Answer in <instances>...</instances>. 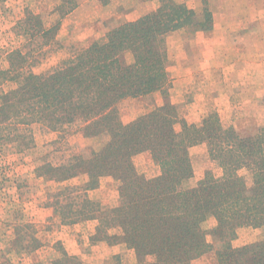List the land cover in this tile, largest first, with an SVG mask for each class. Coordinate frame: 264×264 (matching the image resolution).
<instances>
[{"label": "rangeland", "instance_id": "rangeland-1", "mask_svg": "<svg viewBox=\"0 0 264 264\" xmlns=\"http://www.w3.org/2000/svg\"><path fill=\"white\" fill-rule=\"evenodd\" d=\"M123 1L118 5V0H0V97L2 92L17 86L6 73L13 50L20 49L26 55V71L48 72L79 50L107 41L110 30L157 11L169 0ZM172 3L184 5L185 10L179 15L185 26L164 35L168 81L160 89L123 99L119 103L121 122L130 125L163 109L176 117L177 131L182 130L183 121L201 127L204 118L215 115L217 124L208 128L211 134L220 127L241 137L254 136L264 126V0ZM65 10L70 11L63 15ZM31 21L38 28H48V35L41 33L33 38L30 32L35 27L30 25L29 33L25 29ZM125 58L132 62L133 53L128 51ZM29 129L35 141L30 147L23 142V151L17 141L0 140V264L154 262L155 253L139 255L126 242L127 238H120L116 228L108 227L101 238L100 221L83 219V213L92 212L90 205L99 204L106 211L122 203L121 180L115 173L102 175L98 185L88 191L82 190L89 181L87 173L63 182L46 170L45 177L37 173V168L46 162L59 164L75 154L92 155L109 141V136L89 137L82 131L64 135L38 122ZM189 156L194 174L184 187L196 186L207 171L216 177L222 175V168L210 156L206 143L190 146ZM131 157L136 171L144 178L161 174L150 149ZM239 173L252 185L250 172L241 169ZM58 190L62 191L60 197ZM124 191L131 193L126 188ZM56 200L63 204L74 201L78 210L80 203L89 200L85 202L89 207L78 215L79 211L68 214L62 210V214L55 206ZM215 224L214 217L204 223L213 250L193 259L191 264H218L216 249L221 244L210 234ZM71 235L79 250L77 254L66 248ZM263 238L264 226H242L232 244L240 247Z\"/></svg>", "mask_w": 264, "mask_h": 264}, {"label": "trees", "instance_id": "trees-1", "mask_svg": "<svg viewBox=\"0 0 264 264\" xmlns=\"http://www.w3.org/2000/svg\"><path fill=\"white\" fill-rule=\"evenodd\" d=\"M164 6L110 30L107 41L79 50L48 72L26 71L23 51L10 52L6 73L17 86L1 93L0 140L17 141L23 151V142L30 147L35 141L29 128L37 122L64 135L71 131L89 137L107 134L109 141L90 156L75 154L62 163L46 162L37 168L39 176L46 170L59 182L87 173L89 181L83 191L96 187L102 175L115 173L121 180L122 203L106 211L99 204H89L92 212L83 213L85 220L100 221L101 238L108 227H114L139 255H157L146 264H191L213 250L204 223L214 217L210 234L221 244L216 249L218 264H264V238L240 247L232 244L239 227L264 226V126L251 137L220 127L211 134L208 128L217 122L210 115L201 127L183 121L182 130L177 131L176 117L163 109L130 125L121 122L119 103L123 99L160 89L168 81L164 35L185 26L179 15L185 7L172 0ZM30 25L35 27L30 32L33 38L48 35V28H38L32 21L25 28L28 33ZM128 51L133 53L132 62L125 58ZM203 142L220 164L222 175L207 171L196 186L184 187L194 174L189 147ZM144 149H150L160 165L156 178L146 179L136 171L131 156ZM241 169L252 174V185L239 173ZM85 202L79 210L74 201L56 200L55 206L62 214V210L68 214L79 211L78 215L89 207Z\"/></svg>", "mask_w": 264, "mask_h": 264}, {"label": "crops", "instance_id": "crops-1", "mask_svg": "<svg viewBox=\"0 0 264 264\" xmlns=\"http://www.w3.org/2000/svg\"><path fill=\"white\" fill-rule=\"evenodd\" d=\"M122 3H124L123 0H118V5H121ZM69 238H68L69 240L67 239V243H66L67 247L66 248L68 249V251L71 254H77L79 252V250L74 247V243H73L74 236L72 237V235H71V236H69Z\"/></svg>", "mask_w": 264, "mask_h": 264}]
</instances>
